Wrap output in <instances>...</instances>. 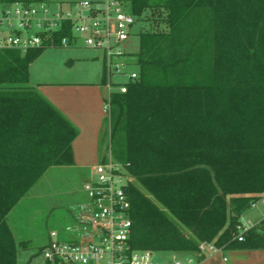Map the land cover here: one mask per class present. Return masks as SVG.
Masks as SVG:
<instances>
[{
	"label": "trees",
	"instance_id": "16d2710c",
	"mask_svg": "<svg viewBox=\"0 0 264 264\" xmlns=\"http://www.w3.org/2000/svg\"><path fill=\"white\" fill-rule=\"evenodd\" d=\"M40 1L51 0H0ZM122 1L142 24L139 78L113 97L110 117L132 245L178 255H199L202 242L264 248V218L237 239L264 199V0ZM44 49L0 48V264H18L10 212L50 168L74 160L78 129L30 81Z\"/></svg>",
	"mask_w": 264,
	"mask_h": 264
},
{
	"label": "built area",
	"instance_id": "2783aa9c",
	"mask_svg": "<svg viewBox=\"0 0 264 264\" xmlns=\"http://www.w3.org/2000/svg\"><path fill=\"white\" fill-rule=\"evenodd\" d=\"M138 19L128 12L122 0H52L35 3L0 2V30L9 26L8 35H0V48L19 49L55 46V33L69 31L58 46L77 42L102 50L106 58V80L109 88L127 92L139 78L134 66L132 35ZM3 31V30H2ZM1 34V32H0ZM115 77H122L121 81ZM109 112H110V107ZM95 178L84 184L87 199L76 220L68 225L67 239L58 230L50 231L42 251L47 262L59 264H168L154 258V251L137 249L131 243L133 220L131 200L124 165L110 157L95 166ZM257 202L252 204L256 207ZM254 226L250 221L239 226L237 239ZM213 243L202 242L200 252L221 250ZM173 264H194L195 259H181L172 253ZM226 259V258H225Z\"/></svg>",
	"mask_w": 264,
	"mask_h": 264
},
{
	"label": "rangeland",
	"instance_id": "374dc122",
	"mask_svg": "<svg viewBox=\"0 0 264 264\" xmlns=\"http://www.w3.org/2000/svg\"><path fill=\"white\" fill-rule=\"evenodd\" d=\"M141 26L140 21L134 26L132 53L139 50ZM0 32V35H8L11 29L6 25ZM72 47L74 46L46 47L30 64L31 83L36 85L53 81H95L104 75L106 58L102 50L87 47L82 42L78 47ZM130 70L138 68L132 65L128 68ZM114 79L121 81L122 77ZM112 91L114 97L118 90L113 87ZM108 131L110 135V129ZM110 139L109 137L107 141L110 142ZM114 159L117 160L115 157ZM123 179L124 183H128V176ZM84 184L85 179L74 168L66 165L54 166L18 202L8 216L18 242V264H47L42 249L49 241L50 231L58 230L61 238L69 237L65 229L74 222L72 212L87 199ZM257 203L258 208L251 206L246 211L243 222H253L252 218L264 215V201L259 200ZM180 256L183 261L187 260L186 255ZM154 258L173 264L171 254L167 252L155 253Z\"/></svg>",
	"mask_w": 264,
	"mask_h": 264
},
{
	"label": "crops",
	"instance_id": "0c3cea01",
	"mask_svg": "<svg viewBox=\"0 0 264 264\" xmlns=\"http://www.w3.org/2000/svg\"><path fill=\"white\" fill-rule=\"evenodd\" d=\"M78 44L80 42L72 45V48L78 47ZM106 65L105 62L104 75L95 81H53L36 85L32 83L78 129V135L72 144L73 164L68 166L80 173L85 182L95 178L97 164L113 156L111 139L110 142L107 139L111 138V115L108 107L111 110L114 93L113 88L107 85ZM82 204L76 206L72 212L74 221ZM254 208H258V203ZM262 218L264 215L252 218L251 223L256 225ZM185 257L194 258V264H264V248H222L203 257L197 254Z\"/></svg>",
	"mask_w": 264,
	"mask_h": 264
}]
</instances>
